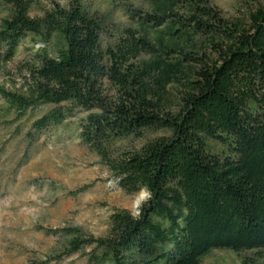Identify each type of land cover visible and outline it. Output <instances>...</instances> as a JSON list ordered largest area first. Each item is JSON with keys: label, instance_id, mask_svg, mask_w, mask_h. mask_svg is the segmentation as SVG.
Masks as SVG:
<instances>
[{"label": "trees", "instance_id": "trees-1", "mask_svg": "<svg viewBox=\"0 0 264 264\" xmlns=\"http://www.w3.org/2000/svg\"><path fill=\"white\" fill-rule=\"evenodd\" d=\"M234 1L224 15L210 0H152L136 28L111 32L81 0H0V75L26 39L62 40L55 57L39 47L18 64L0 105L17 119L45 109L31 140L81 114L80 143L125 194L146 195L136 214L113 211L104 236L63 228V256L200 264L213 250H264V0ZM171 82L181 91L167 106Z\"/></svg>", "mask_w": 264, "mask_h": 264}, {"label": "rangeland", "instance_id": "rangeland-1", "mask_svg": "<svg viewBox=\"0 0 264 264\" xmlns=\"http://www.w3.org/2000/svg\"><path fill=\"white\" fill-rule=\"evenodd\" d=\"M68 1L41 0L46 7L51 2L65 6ZM81 2L113 32L119 27L136 28L138 16L151 11L152 0ZM210 2L224 15L233 12L234 0ZM5 15L4 7L0 6V20ZM164 30L163 27L153 29L150 35L156 38ZM194 39L198 42L200 38ZM61 44L58 34H53L48 42L26 39L8 63V73L0 75V83L7 88H18L21 84L18 64L39 47H45L55 57ZM153 59L149 55L140 57L143 63ZM180 82L164 87L162 97L167 106L176 102ZM0 107V264H86V258L78 254L62 255L64 238L60 231L80 227L94 237L104 236L110 214L115 210L136 214L146 198L145 193L125 194L97 156L80 143L81 114L31 140L27 137L31 124L45 109L28 111L17 119L2 104ZM208 144L212 151H225L219 144ZM245 258L258 259L264 264V250L238 254L225 249L213 250L200 264H241Z\"/></svg>", "mask_w": 264, "mask_h": 264}]
</instances>
